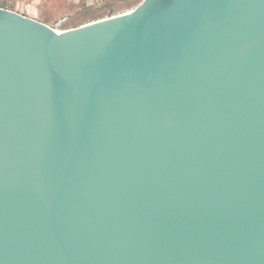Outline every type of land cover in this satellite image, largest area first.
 Segmentation results:
<instances>
[{"label": "water", "instance_id": "95a60500", "mask_svg": "<svg viewBox=\"0 0 264 264\" xmlns=\"http://www.w3.org/2000/svg\"><path fill=\"white\" fill-rule=\"evenodd\" d=\"M0 264H264V0L0 7Z\"/></svg>", "mask_w": 264, "mask_h": 264}, {"label": "rangeland", "instance_id": "374dc122", "mask_svg": "<svg viewBox=\"0 0 264 264\" xmlns=\"http://www.w3.org/2000/svg\"><path fill=\"white\" fill-rule=\"evenodd\" d=\"M2 1H5L6 4L9 6L12 5L13 6L12 10H15L29 17L36 18L42 22H45L46 24L57 30L71 28V26H73L72 23L75 20L80 19L83 15V12L79 6L80 0H2ZM92 1H96V0H88L89 3H91ZM132 8L122 9L116 14L126 12Z\"/></svg>", "mask_w": 264, "mask_h": 264}, {"label": "trees", "instance_id": "16d2710c", "mask_svg": "<svg viewBox=\"0 0 264 264\" xmlns=\"http://www.w3.org/2000/svg\"><path fill=\"white\" fill-rule=\"evenodd\" d=\"M141 0H96L91 3L88 0H80L79 6L83 12L80 19L75 20L72 24L75 27L85 22L111 16L118 13L125 8H132L137 5ZM0 7L13 9L12 5L9 6L5 1L0 0Z\"/></svg>", "mask_w": 264, "mask_h": 264}]
</instances>
